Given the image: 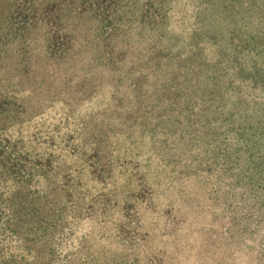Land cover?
Listing matches in <instances>:
<instances>
[{"label": "rangeland", "instance_id": "1", "mask_svg": "<svg viewBox=\"0 0 264 264\" xmlns=\"http://www.w3.org/2000/svg\"><path fill=\"white\" fill-rule=\"evenodd\" d=\"M263 132L264 0H0V193L47 207L33 243L53 264H264V160H243L230 213L214 158L177 149Z\"/></svg>", "mask_w": 264, "mask_h": 264}, {"label": "trees", "instance_id": "2", "mask_svg": "<svg viewBox=\"0 0 264 264\" xmlns=\"http://www.w3.org/2000/svg\"><path fill=\"white\" fill-rule=\"evenodd\" d=\"M5 72L8 73L11 72V70L5 68ZM250 83L252 88L258 89L259 84H255L254 82ZM24 84H27V78H20V80L16 83L7 82L2 86L9 93H13L14 91L20 89ZM261 140L263 142V146H261ZM261 140H255L251 143L243 142L234 146L232 149H229L228 147L226 150L220 149L219 147H209L205 150L200 146V144H197L196 147L194 144L188 143L179 144L177 149H179L178 151L182 153L181 155L186 154L197 156L196 152H203L207 161L214 158L216 165L209 166L207 168L208 171L215 174L217 181H221V183L224 181L225 184L231 188V192H228L227 189V192L223 195V199L219 201L225 200L227 203L226 207L228 209L231 208L229 212L235 213L237 209L235 207L228 206V201H231L233 205L235 203H241L243 194L240 193L235 195L231 184L239 185V170L241 169V165L244 164L243 160L245 161V158L253 157L264 160V137H262ZM217 160L223 161L218 163L216 162ZM258 166L260 172L255 173L257 175L255 181L261 180L264 177L262 174L264 172V162L260 163ZM3 170L4 169L0 164V187H7L12 184L13 180L2 179L4 174ZM190 174L200 178L197 171H192ZM250 178L252 179V175ZM233 181L235 184H233ZM20 195L21 194L19 193L16 194L14 190L4 192V194L0 193V264H53L54 259L49 256H44L40 251H38L37 247L33 243L37 229L42 224L40 219L43 215H48V209L47 207L41 205L25 209L23 208V200H19L18 198ZM214 206L217 208L220 205L214 204ZM200 209L203 210L205 208ZM177 217L178 215H173L172 219H176ZM240 224L241 221L236 220V223H234L231 228V234L229 233L228 236L219 234L222 238L218 241H214V244H211L212 248L223 249L224 252L221 253L222 257H227V254L225 253L227 250L232 251L237 249L241 252V249L244 247L245 239L244 237L242 238L239 236ZM49 226L50 229L48 230L50 231V234L58 230L57 223H53V221H50ZM31 246H34L36 251ZM108 252H110V248L109 251L104 250L100 253V255L107 257L109 255ZM45 259H48V261L44 262ZM56 264H69V262L64 260L63 262ZM217 264L219 263L217 262Z\"/></svg>", "mask_w": 264, "mask_h": 264}]
</instances>
